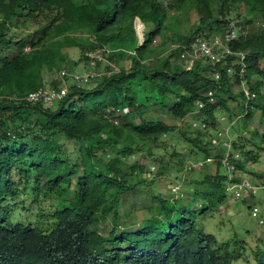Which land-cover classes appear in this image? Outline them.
<instances>
[{
    "label": "trees",
    "instance_id": "obj_1",
    "mask_svg": "<svg viewBox=\"0 0 264 264\" xmlns=\"http://www.w3.org/2000/svg\"><path fill=\"white\" fill-rule=\"evenodd\" d=\"M187 6L197 15L191 29L156 44L163 30L170 32L168 11ZM234 14L242 19L237 25L250 30L227 42L224 54L201 50L203 42L213 49L208 37L224 34ZM12 17L16 26H35L30 37L9 34ZM73 47L85 62L86 52L109 50L107 60L94 64L107 75L84 83L67 78L66 95L52 104L29 101L30 91L64 81L54 74L76 64L64 51ZM187 53L194 60L189 69ZM242 54L246 65L237 61ZM46 73L50 85L44 84ZM240 78L256 93L251 105L264 117V0H0V264H233L245 250L244 239L219 241L197 225L205 210L218 211L226 201L218 165L213 173L197 170L187 179L186 201L149 186L144 218L132 221L124 205L152 184L141 178L149 162L139 153L159 162L155 176L170 175L159 150L183 155L164 134L176 130L189 153L210 154L205 131L178 128L167 119L184 125L197 102L209 125L218 112L237 117L244 109L233 92ZM210 89L214 103L206 95ZM110 109L118 123L110 120ZM234 147L254 159L245 144ZM236 165L245 169L241 160ZM14 201L39 204L38 222L15 219Z\"/></svg>",
    "mask_w": 264,
    "mask_h": 264
},
{
    "label": "rangeland",
    "instance_id": "obj_2",
    "mask_svg": "<svg viewBox=\"0 0 264 264\" xmlns=\"http://www.w3.org/2000/svg\"><path fill=\"white\" fill-rule=\"evenodd\" d=\"M163 3L168 4V0H163ZM168 15L169 18L167 19V24H169L171 27L169 29L170 32L168 33L166 30H163L159 37L156 39V44H160L164 39L168 38L169 35L174 38L175 32L183 34L187 33L189 29H191V27L194 25V21L197 18L195 9L190 6H187L183 9H177V11H168ZM240 20H242L240 16H237L236 14L231 15L229 26L237 25V22H239ZM255 23H260V21H256ZM16 25L17 24L14 23V18L12 17L11 24H9V34L18 37L19 35L26 33V35L30 37V35L35 30V26L31 24H26L24 27L21 25ZM244 29L247 31L250 30V27L245 26ZM169 44L170 41L168 40V46ZM64 51L67 53L68 59L76 62L75 65L71 63V66L69 67L70 70L81 72L88 69L85 61L83 59L82 61L80 60L82 56L81 51L78 47L67 48ZM100 69L105 70L103 66H101ZM54 75V77L57 78V73ZM50 77L51 73H46L44 82L45 85L51 84L52 78ZM96 77L97 74H95V78ZM155 111L157 113H160L162 116H166L163 109L159 106L155 107ZM261 114L262 113L259 110H255L254 116L247 121L246 126H248L249 128L247 129V134L243 135L245 136V139H242V132L239 133V137H237L238 133L237 135L234 134V132L237 130L241 131L240 129H242L244 125L243 119H238L237 121H235L231 128V131H233L234 134V138L236 139V145L245 144L246 150L251 151L254 157L255 155L257 156L256 159H251L250 156H241V160L245 166V170L241 171L245 176L249 177V179H264V149H262V147L264 146V140L261 138V135L264 134V122L263 124L260 122ZM227 115H229V113H227ZM187 118L191 120L194 118V116L192 114H189ZM167 121L170 123L173 122L171 119H167ZM174 122V124H176L178 128L182 127L180 125V120H176ZM182 122L185 123V121ZM254 128H256V132L258 134V137L253 139L254 142L256 140L255 145L248 141L249 138L252 137ZM205 132L209 134L210 130ZM174 137L177 139H175ZM171 138L174 142H176V149L182 150L185 148V144L181 140H179V132L175 131L172 133V135H167L166 137H163V140L167 139L169 144H171ZM170 152L171 149L169 147L166 149L164 148V150H159L158 152L163 161L170 163V168L168 170V172L170 173L169 176H155L153 179H148L143 173L141 175V178L144 179L147 184L152 183L151 185H148L147 188H149V186L154 187L155 192H160L162 194L171 196L169 192V186L171 182L175 181L173 180V176L179 174L182 171L184 165L189 160L199 157L200 154L194 153L193 155H189L187 150H184V155L177 159L176 156L170 157ZM138 156H140L142 162L144 161L153 163L159 169V162H151V158L146 155L142 156V153H139ZM220 171L223 172V169L221 168ZM253 172L257 175H254ZM261 174L263 175L262 177L259 176ZM193 175L197 176L196 173H194ZM184 184L185 180L182 183V186H184ZM139 193L140 195L135 196L134 198L129 197L127 199V203L124 205L130 210V218L132 219V221H138L144 218L147 215V210L144 209L143 206L151 202L143 189H139ZM183 193L184 196L181 197L182 199L186 198L187 195L186 192ZM230 195L231 193L226 194L227 202L224 204L223 209H220L217 214H212V212L209 211L205 216L200 215V218L197 221V225L201 226L202 222V226L204 227L205 231L214 234L218 240H229L235 235L241 239H244L245 250L242 252V256L238 260L234 261L233 264H264V223L259 224L257 219L250 215V201L230 200ZM69 196V194H65L66 198H68ZM56 201L57 200L55 199V202ZM256 201L258 202V207L262 209L264 207V192H260L257 195ZM49 204V201L44 202L43 206L45 207V211L49 210ZM12 206L13 214L15 213V219L21 221L23 216H29L28 218L23 219V221L27 223L38 222V217L36 216V214L38 213V211H40L41 208L39 204H30L29 201H25V203L22 201H14L12 203ZM17 210H19L18 212L20 215H17ZM261 214L264 217V211H261ZM103 227V232L107 233L109 231V227L107 226V224H104ZM232 243H234L233 239Z\"/></svg>",
    "mask_w": 264,
    "mask_h": 264
},
{
    "label": "clouds",
    "instance_id": "obj_3",
    "mask_svg": "<svg viewBox=\"0 0 264 264\" xmlns=\"http://www.w3.org/2000/svg\"><path fill=\"white\" fill-rule=\"evenodd\" d=\"M260 25L262 26L263 23H261ZM247 32H248V30L246 31L244 29V27H242V25H233V26H230L228 29H226L224 34H216V35L209 36L208 38L211 40L212 46H214L213 49H211V51L219 52L220 54H224L225 51L227 50V47H226L227 42L235 40V39H239L240 36H242V35L244 36ZM221 38H223L226 42H221L220 41ZM216 43H217V45H215ZM199 48H200V46H199ZM29 49H30L29 46L25 47V50H29ZM108 51L109 50H106L105 48H103V49L99 50V52H93V51L86 52V56L88 58L87 59L88 62H85V63L87 64L88 69H86L84 71L78 72V71H75V70H73V71L72 70H68V69H66L64 67L60 68L57 71V78L59 80H64V81H62V83H60L56 87L53 86V89L57 90V91H60L61 88H65L66 92H65V94L63 96H61L60 98H57L56 100H60L66 95L67 88H68V80H67V78H72V80H74V81H78L80 83H84V82H87L89 80H92V78H95V74H97V77L101 76L102 74L107 75L106 70H104L103 72H96L94 70V64H95L96 60H104V61L107 60L106 58H107ZM96 55H98L100 58L96 57ZM187 55H189V56L187 57ZM91 56H93V57H91ZM245 56L246 55H244V54H242L240 56H237V61L239 63H241L242 65H246L245 62H244ZM92 61H93V64L91 63ZM193 61L194 60L191 57V55L189 53H187L185 55L184 61H183L184 62V66L187 69L191 68L192 65H193ZM261 65H262V63H261ZM113 69H114V67H113ZM226 71L230 74V73L233 72V68H231L230 66L226 67ZM240 71H241L240 76L244 77V73H246V71L243 68ZM220 75H221V73L217 69L213 72L214 79H216L218 81L220 79ZM259 80H261L260 77H259ZM244 85H245L244 78H240V83L239 84H235L233 87L236 90H238V91H242ZM42 88H43V86H42ZM46 89H48V88L46 87ZM246 94L250 95V96L244 98V100H243V106H244L243 112L241 114H238L237 117L235 115V116H232V118H231L229 115H227V112H218L216 114V123H215V125H209L204 120V118H202V119L193 118V119L190 120L187 117H186L187 120H186L185 124L184 125L180 124L184 129H188L187 127L190 126L191 127L190 130H202V131L210 130L209 134L206 132L207 133V138L209 140L210 154L203 156L201 153H198V152L189 153L187 144H185L184 140L180 137L179 140H181L185 144V148L182 149L183 155H184V150H187L189 155H193L194 153H198V154H200V156L195 158V159L189 160L184 165L182 171L179 174L173 176V180H175V181L171 182V184L169 186V190L171 191L170 194L172 196L171 197L172 199L180 198L181 200L186 201L188 199V197H189L188 194L186 195V198H184V199H182L181 197L184 196L183 192L187 193V188H186L187 179L190 176L193 177L194 176L193 174L196 173L197 170L205 169L207 171V173H213L215 171V167L218 165L219 169H221V168L223 169V172H221V171L220 172L222 174H224V176H225V184H224L225 195L227 193H231L230 200H234V201H238V200L239 201H250L251 202L250 204L252 205V208L249 209L250 210V215L252 217L256 218L259 224H263L264 223V217L261 214V211H264V207L262 209H260L258 207V205L255 206L252 203L256 201L257 195L260 192H264V191L261 188H259L255 193H252L248 197H236L235 193H234V190H235L234 184H235V182L240 181L241 179H243L245 177V175L241 171V170H245V169L239 168L236 165L237 161L241 160V155H240V150H238L237 148L234 147V142L236 140L234 138V134L237 135V133H238L237 137H239V133L242 132V134H241L242 135V139H245V136H243V135L247 134V129L249 127L246 126V125H247V121L249 119H246V120L244 119V125H243L242 129H240L241 131L237 130L233 134V131H231V128H232V126H233L235 121H237L238 119L245 118L244 116L247 115L250 110H253L254 113H255V110H259L257 108L252 107V105H251L252 100H254L256 98V93L254 91H249L248 90L246 92ZM56 100L52 101L51 104L53 102H55ZM202 104L203 103L197 102V109H195L191 113L193 116L200 114L198 110L202 108V106H201ZM259 111L261 112V110H259ZM109 112H110V115H109L110 116V120L112 118L113 119V123H118V119L116 117V114L113 112V110L110 109ZM254 113H253V116H254ZM171 120L173 122H171L170 124H174L175 123L174 121H176L175 119H171ZM260 122L262 124L264 122V117H263L262 114H261ZM243 129H245V130H243ZM175 131L176 130H174V132ZM218 132H223L224 133V137L218 136ZM254 132H256V128H254ZM259 134H261V133H259ZM167 135L168 134H164L163 137H166ZM170 135H172V134H170ZM256 137H258V135L254 136L253 133H252V137L249 138L248 141H250L251 143H253L255 145L256 140L254 142L253 139L256 138ZM213 138H217V141L213 142ZM175 139H177V138H175ZM224 139H227L230 142L229 148L226 145L222 144V141H224ZM171 140H172V138H171ZM175 144H176V142H174L172 140L170 145L175 147ZM245 147H246V145H245ZM245 150H246V148H245ZM255 150H256V148H255ZM227 151H228V155H229L228 161H229V163L231 165H233V167H234L233 173L235 174L234 177H232L231 180L228 177V168H227V166H225L221 162V158L225 155V153ZM251 154H252V152H251ZM256 157L257 156L255 155L254 159H256ZM202 158H206V159L207 158H211V160L209 162H205L202 166H194V164L199 162V161H205V160H202ZM156 170H158V167L155 164L149 162L148 164H146L145 171L143 173L145 174L146 178L153 179L155 177ZM184 180H185V184H184V186H182V183L184 182ZM253 180H255V182H256L255 184H257V185H261L262 183H264V179H261V178L260 179H256L255 178ZM139 189H142V188H139ZM144 191H145L146 194L150 193L148 188H145ZM252 200H254V201L252 202ZM226 202H227V199L221 205V207L219 208L218 211H220V209H223V206H224V204ZM198 205L199 204H197V206ZM255 208L257 209V213H256V215H253V210ZM209 211H211L212 214H217L218 213V211H216L215 209H207V210L204 211L205 214H203V215L205 216L207 214V212H209ZM202 224L203 223L201 222V226L200 227H202L204 229ZM207 233H210V232H207ZM219 241H225V240H219Z\"/></svg>",
    "mask_w": 264,
    "mask_h": 264
},
{
    "label": "built area",
    "instance_id": "obj_4",
    "mask_svg": "<svg viewBox=\"0 0 264 264\" xmlns=\"http://www.w3.org/2000/svg\"><path fill=\"white\" fill-rule=\"evenodd\" d=\"M200 49L203 50L205 53L210 52L211 48L209 45H207L205 42H203L200 45ZM93 57V56H91ZM96 57L100 58L98 55H96ZM93 64V61L91 62ZM66 92L65 88H61L60 91L54 90V89H45L42 87H39L36 90L30 91L28 93V100L29 101H37L39 99H43L44 101H47L48 103H51L52 101L56 100L57 98H60L61 96H63ZM218 136L224 137V133L223 132H218ZM217 141V138H213V142ZM223 145H226L228 148L230 146V142L227 139H224V141H222ZM229 155H228V151L225 153V155L221 158V162L227 166L228 168V177L231 180L232 177H234V173H233V165H231L228 161ZM211 160V158H207L205 161H199L197 163L194 164V166H202L205 162H209ZM234 193L236 197H248L250 196L252 193H255L259 188H261L264 191V183H262L261 185H257V184H252L251 182H249L246 179H241L240 181L235 182L234 184ZM257 213V209L255 208L253 210V215H256Z\"/></svg>",
    "mask_w": 264,
    "mask_h": 264
},
{
    "label": "bare ground",
    "instance_id": "obj_5",
    "mask_svg": "<svg viewBox=\"0 0 264 264\" xmlns=\"http://www.w3.org/2000/svg\"><path fill=\"white\" fill-rule=\"evenodd\" d=\"M249 87H250V84L248 83H245L242 91H238L236 90L235 88H233V92L236 93V94H240V96L242 97V99L244 100L245 97H249L250 95H247L246 92L249 90ZM207 98H208V101L211 102V103H214L216 102V98L213 96L214 95V92H213V89H210L208 92H207ZM202 107L204 106L203 104L201 105ZM194 118L196 119H202L203 116L201 114H199L198 116H195L194 115Z\"/></svg>",
    "mask_w": 264,
    "mask_h": 264
}]
</instances>
